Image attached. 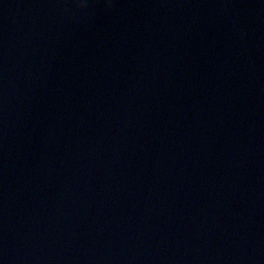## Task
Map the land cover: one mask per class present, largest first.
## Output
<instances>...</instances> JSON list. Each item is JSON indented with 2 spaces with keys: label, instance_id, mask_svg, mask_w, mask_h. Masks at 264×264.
Returning <instances> with one entry per match:
<instances>
[{
  "label": "water",
  "instance_id": "obj_1",
  "mask_svg": "<svg viewBox=\"0 0 264 264\" xmlns=\"http://www.w3.org/2000/svg\"><path fill=\"white\" fill-rule=\"evenodd\" d=\"M0 264H264V0H0Z\"/></svg>",
  "mask_w": 264,
  "mask_h": 264
}]
</instances>
